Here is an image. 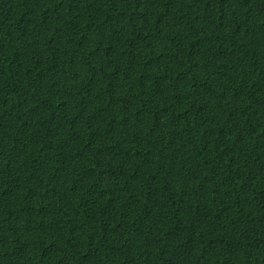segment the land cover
<instances>
[{"label":"trees","instance_id":"1","mask_svg":"<svg viewBox=\"0 0 264 264\" xmlns=\"http://www.w3.org/2000/svg\"><path fill=\"white\" fill-rule=\"evenodd\" d=\"M0 264H264V0H0Z\"/></svg>","mask_w":264,"mask_h":264}]
</instances>
